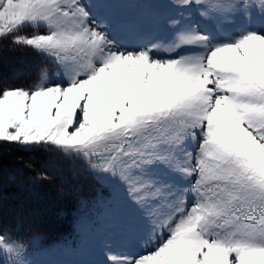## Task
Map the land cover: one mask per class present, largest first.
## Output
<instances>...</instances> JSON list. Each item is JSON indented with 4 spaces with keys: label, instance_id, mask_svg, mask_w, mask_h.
<instances>
[{
    "label": "snow or ice",
    "instance_id": "snow-or-ice-1",
    "mask_svg": "<svg viewBox=\"0 0 264 264\" xmlns=\"http://www.w3.org/2000/svg\"><path fill=\"white\" fill-rule=\"evenodd\" d=\"M113 2L0 0V39L62 69L0 85V145L74 154L123 190L145 247L101 240L95 264H264V26L214 36L193 19L264 18V0H163L151 31ZM0 264H33L2 222Z\"/></svg>",
    "mask_w": 264,
    "mask_h": 264
},
{
    "label": "trees",
    "instance_id": "trees-1",
    "mask_svg": "<svg viewBox=\"0 0 264 264\" xmlns=\"http://www.w3.org/2000/svg\"><path fill=\"white\" fill-rule=\"evenodd\" d=\"M46 58L29 46L0 41V85L35 83ZM0 222L5 230L25 239L38 236L45 243L69 233L82 201L102 193L97 180L74 158L51 147L21 150L0 145ZM43 174L46 180L32 177Z\"/></svg>",
    "mask_w": 264,
    "mask_h": 264
},
{
    "label": "rangeland",
    "instance_id": "rangeland-1",
    "mask_svg": "<svg viewBox=\"0 0 264 264\" xmlns=\"http://www.w3.org/2000/svg\"><path fill=\"white\" fill-rule=\"evenodd\" d=\"M91 2L96 3L97 0H91ZM109 7L120 21L128 25L133 22L135 25L142 21L144 31H151V25L157 27L159 15H170L173 11L164 7L163 0H114ZM193 19L201 29L210 31L214 36L235 32L246 27L264 26V18L255 12L252 13L251 19H247L243 15L231 18L219 16L212 20L201 19L197 16ZM144 21L145 25H143ZM39 30L44 31L43 28ZM32 31L33 29L30 27L24 29V33L27 34ZM8 40L0 39L2 43ZM37 53L47 59L37 81L40 80L42 73L48 79L60 78L62 69L53 58ZM0 72H5V69L1 67ZM68 155L75 159L79 167H82L98 181L99 186L104 189L105 201L100 204L93 202L85 209L86 213L83 215L80 212L76 213L71 236L65 233L59 238L42 243L38 236L21 239L16 236V233L12 234L27 245L33 264H95L103 259L100 251L101 240L110 242L111 250L115 252L132 255L143 251L145 238L141 233L129 231L126 227L128 214L123 202V190L118 185L111 183L108 178L94 175L74 154Z\"/></svg>",
    "mask_w": 264,
    "mask_h": 264
}]
</instances>
